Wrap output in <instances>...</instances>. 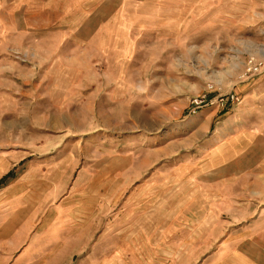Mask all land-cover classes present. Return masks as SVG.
Returning a JSON list of instances; mask_svg holds the SVG:
<instances>
[{
    "label": "rangeland",
    "instance_id": "obj_1",
    "mask_svg": "<svg viewBox=\"0 0 264 264\" xmlns=\"http://www.w3.org/2000/svg\"><path fill=\"white\" fill-rule=\"evenodd\" d=\"M180 9L126 61L0 60V264H264V0ZM208 83L241 103L188 115Z\"/></svg>",
    "mask_w": 264,
    "mask_h": 264
},
{
    "label": "crops",
    "instance_id": "obj_2",
    "mask_svg": "<svg viewBox=\"0 0 264 264\" xmlns=\"http://www.w3.org/2000/svg\"><path fill=\"white\" fill-rule=\"evenodd\" d=\"M180 4L181 0H0V60H7V51L29 50L34 55L39 46L59 55L61 47L71 46L82 63L126 61L138 45L137 32L134 27L124 29L126 23H179ZM57 25L62 28H53Z\"/></svg>",
    "mask_w": 264,
    "mask_h": 264
},
{
    "label": "built area",
    "instance_id": "obj_3",
    "mask_svg": "<svg viewBox=\"0 0 264 264\" xmlns=\"http://www.w3.org/2000/svg\"><path fill=\"white\" fill-rule=\"evenodd\" d=\"M264 71V59L249 56L246 58L241 77L248 79ZM213 83L206 85V92L192 95L188 100L187 113L193 115L204 107L225 108L229 104H240L242 98L235 92L230 91L226 94L217 93L209 95L208 91L215 90Z\"/></svg>",
    "mask_w": 264,
    "mask_h": 264
}]
</instances>
